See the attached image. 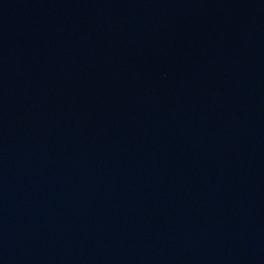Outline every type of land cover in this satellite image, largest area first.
<instances>
[{"label": "water", "instance_id": "95a60500", "mask_svg": "<svg viewBox=\"0 0 264 264\" xmlns=\"http://www.w3.org/2000/svg\"><path fill=\"white\" fill-rule=\"evenodd\" d=\"M0 264H264V0H0Z\"/></svg>", "mask_w": 264, "mask_h": 264}]
</instances>
